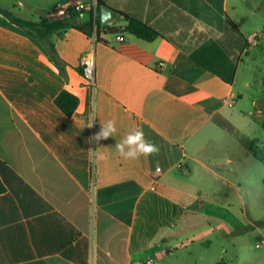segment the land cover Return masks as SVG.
Instances as JSON below:
<instances>
[{
    "label": "crops",
    "instance_id": "1",
    "mask_svg": "<svg viewBox=\"0 0 264 264\" xmlns=\"http://www.w3.org/2000/svg\"><path fill=\"white\" fill-rule=\"evenodd\" d=\"M93 1L0 7L37 22ZM103 1L118 13L116 32L101 22L97 42L73 28L55 32L61 66L0 13V264H190L176 254L188 251L192 219L211 224L196 241L217 246L210 261L227 264L243 238L264 243L256 224L264 222V4ZM124 15L160 36L127 32ZM92 50L95 90L81 72ZM64 90L79 100L70 117L55 103ZM108 120L115 136L97 143ZM136 128L159 152L126 160L115 145Z\"/></svg>",
    "mask_w": 264,
    "mask_h": 264
},
{
    "label": "trees",
    "instance_id": "2",
    "mask_svg": "<svg viewBox=\"0 0 264 264\" xmlns=\"http://www.w3.org/2000/svg\"><path fill=\"white\" fill-rule=\"evenodd\" d=\"M98 9L100 10L102 6H105L103 0H96ZM0 13L4 15L11 23L26 31L31 36L39 39L47 49L51 60L58 66H61L62 62L58 55L57 49L53 41L50 39L52 35L59 30H66L69 28L77 29L93 37L94 35L97 38V41H101L100 33L102 30V24L98 18L96 23L93 20H90L87 23H79L77 21L78 14L70 11V16L68 18H43L40 21H31L25 20L15 16L13 13L2 9L0 7ZM125 20L127 21L126 31L137 36L140 39L152 41L156 39L160 34L147 23L124 15ZM108 31L116 32L114 27L107 26L105 27ZM82 72V70H81ZM56 105L67 115L72 116L76 111L79 100L72 93L64 90L55 98ZM6 192V186L0 178V194ZM257 225L264 226V222L258 221Z\"/></svg>",
    "mask_w": 264,
    "mask_h": 264
},
{
    "label": "rangeland",
    "instance_id": "3",
    "mask_svg": "<svg viewBox=\"0 0 264 264\" xmlns=\"http://www.w3.org/2000/svg\"><path fill=\"white\" fill-rule=\"evenodd\" d=\"M258 1V0H256ZM262 4H264V0H259ZM264 6V5H263ZM264 34V31H263ZM259 40V53H257L259 58H264V37ZM260 68L264 72V60H261L259 63ZM264 120V118H263ZM260 135L262 139L264 140V131L260 130ZM264 144L262 143L261 146ZM211 229V224L209 223H203L202 221L192 219V221L187 222L184 224V234L186 239H188V251L187 250H181L176 255H180V261H182L185 258V261H189L190 264H195V260H199L200 257L203 255L205 256L207 261H204V264H215V262H211L210 258L213 257L212 255L216 253L217 246L213 247H201L197 237L201 234H203L205 231H208ZM209 240H211V234L209 235ZM194 241V246H189L190 242ZM258 245V248L256 246ZM241 246L243 248V252L240 253L239 257H234L230 253L225 254V261L227 264H250V261L253 259H262L264 256V243H262L260 238H253V239H245L243 238L241 240ZM192 253V255L190 254ZM170 263L173 261V258H170ZM196 260V262H197Z\"/></svg>",
    "mask_w": 264,
    "mask_h": 264
},
{
    "label": "clouds",
    "instance_id": "4",
    "mask_svg": "<svg viewBox=\"0 0 264 264\" xmlns=\"http://www.w3.org/2000/svg\"><path fill=\"white\" fill-rule=\"evenodd\" d=\"M117 129L114 120L102 123V127L93 139L98 143L101 140L115 136ZM116 151L126 160H135L141 156L147 157L159 152V148L154 143L145 139L142 129L136 128L129 132L122 140L115 145Z\"/></svg>",
    "mask_w": 264,
    "mask_h": 264
},
{
    "label": "built area",
    "instance_id": "5",
    "mask_svg": "<svg viewBox=\"0 0 264 264\" xmlns=\"http://www.w3.org/2000/svg\"><path fill=\"white\" fill-rule=\"evenodd\" d=\"M70 11L73 13H76L80 15L82 12H89L91 14V19L95 23L97 19H100V10L98 9L96 0L90 3H84V4H77L74 7L70 9H57L52 13V16L54 18H68L70 16ZM107 27V26H105ZM94 42H97V38L94 35L91 37ZM117 41L122 42L124 41V37L121 35H118L116 37ZM81 65H82V75L86 81L90 83L92 88L95 90L96 88V67H95V51L92 50L90 52L85 53L82 56L81 59ZM158 171L161 169L158 168ZM153 259H149L146 261L147 264L153 263Z\"/></svg>",
    "mask_w": 264,
    "mask_h": 264
},
{
    "label": "water",
    "instance_id": "6",
    "mask_svg": "<svg viewBox=\"0 0 264 264\" xmlns=\"http://www.w3.org/2000/svg\"><path fill=\"white\" fill-rule=\"evenodd\" d=\"M118 15V13L110 8L109 6L105 5L102 6L100 9V22L104 26H110L115 23V18ZM91 19V14L89 12H82L78 18L77 21L80 23H87Z\"/></svg>",
    "mask_w": 264,
    "mask_h": 264
}]
</instances>
